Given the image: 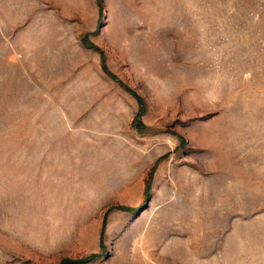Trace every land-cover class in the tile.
Masks as SVG:
<instances>
[{"label":"rangeland","instance_id":"374dc122","mask_svg":"<svg viewBox=\"0 0 264 264\" xmlns=\"http://www.w3.org/2000/svg\"><path fill=\"white\" fill-rule=\"evenodd\" d=\"M0 264H264V0H0Z\"/></svg>","mask_w":264,"mask_h":264}]
</instances>
